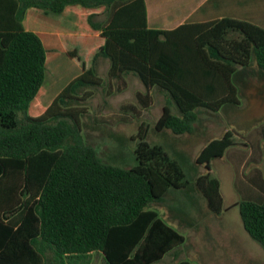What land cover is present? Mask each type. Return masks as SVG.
I'll list each match as a JSON object with an SVG mask.
<instances>
[{
    "label": "trees",
    "instance_id": "trees-1",
    "mask_svg": "<svg viewBox=\"0 0 264 264\" xmlns=\"http://www.w3.org/2000/svg\"><path fill=\"white\" fill-rule=\"evenodd\" d=\"M36 11L73 13L77 23L59 41L81 73L48 107L41 103L45 48L22 24ZM251 55L264 74V30L247 22L223 18L150 30L144 0H0V264H78L92 252L107 264H156L180 247L184 235L151 208L189 185L178 161L149 145L141 124L136 165L103 162L82 137L81 103L91 95L87 89L101 85L96 64L103 58L109 77L130 73L146 90L168 94L156 131L191 134L198 109L237 105L232 79ZM261 136L264 144V120ZM232 146L226 131L196 158L207 173L195 186L214 214L222 196L210 162ZM238 209L243 228L264 250V201L241 200Z\"/></svg>",
    "mask_w": 264,
    "mask_h": 264
},
{
    "label": "rangeland",
    "instance_id": "rangeland-1",
    "mask_svg": "<svg viewBox=\"0 0 264 264\" xmlns=\"http://www.w3.org/2000/svg\"><path fill=\"white\" fill-rule=\"evenodd\" d=\"M36 18L44 23L34 20ZM22 24L24 29L40 33L45 48V95L42 104L46 106V102L50 99L52 102L78 74L77 67L59 43L60 36L74 33L76 19L74 15L63 17L38 11L28 14ZM59 32L64 34L57 36ZM46 38L49 44L45 42ZM237 70L238 73L232 79L237 89V105H227L216 113L198 109L193 132L176 136L167 130L154 129L163 106L170 104L168 94L157 87L146 90L135 75L109 77L104 59H99L96 75L101 85L87 89L91 95L81 103L85 107V114L80 118L82 137L96 150L103 162L128 169L136 165L134 150L139 127L143 124L146 142L161 146L172 159L178 161L191 188V185L195 187L193 182L198 176L207 173L195 160L201 149L211 140L220 139L226 131H230L234 143L231 148L241 146L245 152L254 149L255 154L260 155L258 169L264 174V144L261 136L264 74L258 70L252 55L249 66ZM171 108L174 113L173 105ZM241 173L242 170L227 160L226 153L221 159L211 160L210 174L219 181L223 198L219 214L211 212L203 199L201 205L196 202L193 206L190 203L191 195L197 197V194L192 190L190 193L187 190L178 193L172 189L161 202L151 206L185 237L184 243L170 251L158 264H176L181 260H188L190 264H264L263 248L248 235L240 219L238 203L244 197L232 180ZM76 262L107 264L99 252H92Z\"/></svg>",
    "mask_w": 264,
    "mask_h": 264
},
{
    "label": "crops",
    "instance_id": "crops-1",
    "mask_svg": "<svg viewBox=\"0 0 264 264\" xmlns=\"http://www.w3.org/2000/svg\"><path fill=\"white\" fill-rule=\"evenodd\" d=\"M144 2H145V10H146L147 29L150 30L169 31V30H174L183 24L202 25L223 18L247 22L264 30V0H144ZM28 14L25 16L24 19H26ZM68 15H74V14L69 13ZM67 16H63V17H67ZM34 20H38L44 23V21H42L39 18H36ZM30 32L35 33L40 38V33L35 31H30ZM62 34L64 33L59 32L57 33V36ZM45 42L47 44L50 43L47 38L45 39ZM104 61H105V68H107L108 71L109 63L105 59ZM77 69H78V74H76L75 77H77L81 73L78 67ZM50 102L51 99L46 102V106L44 107H48L51 104ZM41 103H42V99H41ZM173 108L175 110L174 113H177L176 108L174 106ZM244 150L245 148H242L241 146L239 147L237 146L234 148H229L225 151L227 160L231 164L236 166L238 169L242 170V173L238 175L234 180H232V183L233 185H236V187H238V190L242 193V196L244 197L243 200L249 199L254 201H264V174L260 171V169H258V164L260 162V155L255 154L254 149H251L248 152L247 151L245 152ZM250 165L251 168L249 167ZM195 181L193 182V184L195 183ZM189 185L182 190L183 191L187 190L189 193L192 190V192L197 194V197H193L191 195L190 203H192V205L195 206L196 202L200 203L201 199H203L205 201L207 208L209 209L206 199L196 188V186L192 187L191 185L190 188ZM189 188L190 190H188ZM182 190H176V191H178V193H181ZM185 212L187 214L189 213L188 211ZM168 253H166L159 261H161ZM158 262L156 264H158Z\"/></svg>",
    "mask_w": 264,
    "mask_h": 264
}]
</instances>
